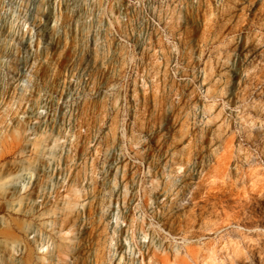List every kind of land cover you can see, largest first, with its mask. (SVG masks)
Returning <instances> with one entry per match:
<instances>
[{"label": "rangeland", "instance_id": "374dc122", "mask_svg": "<svg viewBox=\"0 0 264 264\" xmlns=\"http://www.w3.org/2000/svg\"><path fill=\"white\" fill-rule=\"evenodd\" d=\"M181 2L188 7L177 18ZM191 3L0 0V264H264V0ZM130 6H149L172 33L182 28L186 44L202 50V84L171 77L164 92L160 75L162 90L146 92L156 105L150 154L121 156L113 130L107 157L76 165L66 153L51 185L22 188L16 121L34 104L38 80L51 88L57 70L81 67L82 76L120 82L122 70L108 74L112 44L87 24L117 28V10ZM174 61L156 68L184 70ZM138 160L150 161V176Z\"/></svg>", "mask_w": 264, "mask_h": 264}, {"label": "built area", "instance_id": "2783aa9c", "mask_svg": "<svg viewBox=\"0 0 264 264\" xmlns=\"http://www.w3.org/2000/svg\"><path fill=\"white\" fill-rule=\"evenodd\" d=\"M187 7L188 4L181 2L177 18ZM72 23L70 21L69 25ZM92 23L98 24H87L89 35H99L112 44L116 66H112L108 74L122 70L123 79L108 84L107 80L82 76L81 67H68V71L57 70L51 88L43 87V78L38 80L34 104L16 121L22 125L25 149L14 150L12 155L24 157L26 165L18 180L22 188L30 189L41 180L49 181L51 185L54 178V174L51 176L52 165L55 166L66 153L71 154L76 165L82 158L107 157L115 151L113 130L118 133L117 149L121 156L150 154L154 147L156 105H149L146 92L162 90L160 75L165 79L164 92L170 86L171 77L182 79L191 75L197 84L203 82L202 50L186 44L182 28L172 33L166 25L160 24L149 6L117 10V28H106L98 19ZM202 23L203 20L199 22L200 27ZM30 26L28 28L32 29L34 25ZM121 28H129L130 33L123 34ZM133 28L138 31L134 32ZM160 40L165 41V46H157ZM184 58L190 64L184 63ZM177 59L184 70L173 69L171 63L170 67L156 68L157 62L175 60L176 65ZM70 104L71 112L67 117L65 107ZM112 110H116V118L110 116ZM137 163L141 173L150 176V161L138 160ZM90 171L88 169V174Z\"/></svg>", "mask_w": 264, "mask_h": 264}, {"label": "bare ground", "instance_id": "6f19581e", "mask_svg": "<svg viewBox=\"0 0 264 264\" xmlns=\"http://www.w3.org/2000/svg\"><path fill=\"white\" fill-rule=\"evenodd\" d=\"M112 66V65H111ZM106 67V66H105ZM121 74H122V78L120 79V81H122V79H123V71L121 72Z\"/></svg>", "mask_w": 264, "mask_h": 264}]
</instances>
